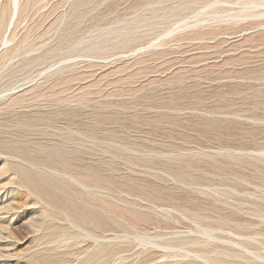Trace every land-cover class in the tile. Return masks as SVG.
I'll return each mask as SVG.
<instances>
[{
	"label": "rangeland",
	"instance_id": "obj_1",
	"mask_svg": "<svg viewBox=\"0 0 264 264\" xmlns=\"http://www.w3.org/2000/svg\"><path fill=\"white\" fill-rule=\"evenodd\" d=\"M12 4L0 264H264V0Z\"/></svg>",
	"mask_w": 264,
	"mask_h": 264
},
{
	"label": "bare ground",
	"instance_id": "obj_2",
	"mask_svg": "<svg viewBox=\"0 0 264 264\" xmlns=\"http://www.w3.org/2000/svg\"><path fill=\"white\" fill-rule=\"evenodd\" d=\"M12 5H13V9H12V10H13V11H12V12H13V14H12V16H13V17H12V22H13L14 19H15V17H16V14H17L18 0H13V4H12ZM10 16H11V15H10ZM7 22H8V21H7ZM12 22H10V23L12 24ZM4 41H5V40H4ZM6 42H7V41H6ZM11 56H12V55H11ZM44 142H45V141H44ZM12 148H13V147H12ZM63 161H64V160H63ZM63 161H62V163H63ZM67 163H68V162H67ZM64 164H65V163H64ZM13 165H14L13 167H15L16 163H14ZM19 167H20V166H19ZM42 167H46V166H42ZM15 169H16V168H15ZM15 169H14V170H15ZM17 170H18V169H16V172H17ZM21 170H22V169H21ZM23 170H24V169H23ZM55 170H56V169H55ZM24 171H25V170H24ZM41 171H42V170H41ZM53 171H54V170H53ZM20 172H22V171H19L18 173L20 174ZM62 172H63V171H62ZM50 173H52V172H50ZM54 173H55V172H54ZM65 173H66V172H65ZM31 174H32V173H31ZM46 174H47V177L51 176V174H50V175H48V173H46ZM56 174H57V173H56ZM67 174H68V173H67ZM20 175H21V174H20ZM32 175H33V174H32ZM35 175H36V174H35ZM38 175H39V174H38ZM22 176H23V174H22ZM52 176H53V175H52ZM61 176H62V174H61ZM69 176H70V175H69ZM31 177H32V180H33V177L36 179V178H37V175H36V176H31ZM40 177H41V176H40ZM24 178H25V177H22V179H24ZM38 178H39V177H38ZM51 178H52V177H51ZM51 178H50V181H51ZM69 178H70V177H69ZM27 179L29 180V177L25 179V182H26ZM41 179H42V178H39L38 180L41 181ZM43 179H45V178H43ZM43 179H42V180H43ZM46 179H47V178H46ZM46 179H45V181H46ZM48 179H49V178H48ZM48 179H47V181L49 182ZM52 179H53V178H52ZM56 179H57V178H56ZM62 179H63V178H62ZM28 180H27V182H28ZM32 180H31V181H32ZM54 180H55V179H54ZM57 180H58V179H57ZM65 180H66V179H65ZM65 180H64V181H65ZM40 181H39V182H40ZM45 181L43 180V182H45ZM47 181H46V182H47ZM27 182H26V183H27ZM36 182H37V181H36ZM39 182H37V183H39ZM46 182H45V183H46ZM48 182H47V184H49ZM57 182H58V181H57ZM62 182H63V181H62ZM30 183H31V182H30ZM32 183H34V182H32ZM41 183H42V182H40V185L38 184L37 187H38V186H41ZM52 183H53V182H52ZM27 184H28V183H27ZM42 184H43V183H42ZM60 184H63V183H60ZM32 185H34V184H32ZM32 185H31V186H32ZM35 185H36V184H35ZM50 185H51V184H50ZM53 185L55 186V183H54ZM57 185H58V184H57ZM57 185H56V186H57ZM29 186H30V185H29ZM51 186H52V185H51ZM51 186H50V187H51ZM58 186H59V185H58ZM61 186H62V185H61ZM61 186H60V187H61ZM32 187H33V186H32ZM34 187L36 188V186H34ZM41 187H43V186H41ZM45 187H46V186H45ZM45 187H44V188H45ZM47 187H48V185H47ZM50 187H49V188H50ZM52 188H53V187H51V189H52ZM61 188H62V187H61ZM45 189H46L47 191H49L47 188H45ZM51 189H50V190H51ZM38 190H39V189H38ZM53 190H54V189H53ZM55 190H56V189H55ZM51 191H52V190H51ZM53 192H54V191H53ZM51 193H52V192H51ZM10 205H11V203H10ZM7 206H8V204H7ZM6 208H8V207H6ZM11 209H12V208H11ZM8 210H10V209H8ZM4 211H5V210H4ZM75 217H76V215H75ZM75 217L73 216V219H74ZM76 218H78V217H76ZM81 218H82V217H80V221L83 219V218H82V219H81ZM78 220H79V219H78ZM84 220H85V218H84L82 221L85 222ZM82 221H81V222H82ZM88 221H89V220H88ZM90 221H92V220H90ZM76 222H77V221H76ZM81 222H80V223H81ZM91 223H92V222H91ZM1 230H3V229H1ZM1 230H0V231H1ZM87 232H88V231H87ZM91 232H92V231H91ZM83 233H84V232H83ZM85 233H86V232H85ZM81 234H82V233H81ZM89 234H90V233H89ZM86 235H87V234H86ZM114 235H115V234H114ZM143 235H144V234H143ZM66 236H67V235H66ZM75 237H76V236H75ZM79 237H80V236H79ZM92 237L94 238L95 236H91V238H92ZM96 237H97V236H96ZM83 238H85V237H83ZM89 238H90V237H89ZM98 238H99V237H98ZM77 239H78V238H76V241H77ZM87 239H88V237H87ZM79 240H80V239H79ZM90 240H91V239H90ZM94 240L96 241L97 239L94 238ZM74 242H75V241H74ZM93 242H94V241H93ZM96 242H97V241H96ZM96 242H95V244H96ZM98 242H99V241H98ZM99 243H101V242H99ZM97 244H98V243H97ZM84 245H85V244H84ZM93 245H94V243H93ZM108 245H109V244H108ZM88 246H89V245H88ZM84 247H85V246H84ZM84 247H82V249H83ZM99 247H100V246H99ZM79 248H80V247H79ZM85 248H87V247H85ZM93 248H95V247H93ZM97 248H98V247H97ZM77 249H78V248H77ZM98 249H99V248H98ZM101 249H102V247H101ZM108 249H109V251H111V250H110V247H109ZM52 250H53V249H51V251H52ZM54 250H55V249H54ZM86 250H87V249H86ZM94 250H95V249H94ZM105 250H106V248H105ZM74 251H76V250H74ZM78 251H79V250H78ZM89 251H90V250H89ZM89 251H88V252H89ZM44 252H45V251H44ZM48 252H50V251H48ZM52 252H54V251H52ZM71 252L73 253V251H71ZM36 253H37V252H36ZM41 253H42V252H41ZM74 253L76 254V252H74ZM201 253H203V252H201ZM201 253H200V254H201ZM59 254H60V253H59ZM62 254H63V253H62ZM80 254H81V253H80ZM84 254H85V253H84ZM108 254H109V252H108V250H107V251L105 252V255H108ZM32 255H33V254H32ZM32 255H31V256H32ZM54 255L56 256L57 254H54ZM54 255H53V257H54ZM69 255H70V254H69ZM71 255H73V254H71ZM76 255H77V254H76ZM78 255H79V254H78ZM81 255H82V254H81ZM154 255H156V253H155ZM51 256H52V255H51ZM62 256H63V255H62ZM62 256H61V257H62ZM87 256H88V255H87ZM101 256H102V255H101ZM108 256H109V255H108ZM198 256H199V254H198ZM205 256H206V255H205ZM205 256L203 255V258H204ZM29 257H30V256H29ZM32 257H34V255H33ZM38 257H39V256H38ZM41 257H43V256H41ZM41 257H39V258H41ZM47 257H48V256H47ZM64 257H66V254H65ZM78 257H79V256H78ZM83 257H84V256H83ZM93 257H94V256H93ZM96 257H97V256H96ZM105 257H106V256H105ZM200 257H201V256H200ZM45 258H46V257H43L42 261H44ZM69 258H70V257H69ZM69 258H67V259H69ZM72 258H73V257H72ZM75 258H76V257H75ZM87 258H88V257H87ZM90 258H91V257H90ZM94 258H95V257H94ZM101 258H102V257H101ZM30 259L32 260V258H30ZM33 259H34V258H33ZM84 259H85V258H84ZM84 259H83V260H84ZM104 259H105V258H104ZM106 259H108V258H106ZM156 259H157V258H156ZM31 260H30V262L32 263L33 260H32V261H31ZM45 260H46V259H45ZM50 260H51V259H50ZM57 260H58V259H56V261H57ZM59 260H61V259H59ZM62 260H63V259H62ZM64 260H65V259H64ZM88 260H89V259H88ZM94 260H96V259H94ZM97 260H99V259H97ZM40 261H41V260H40ZM46 261L48 262V258H47ZM69 261H70V260H69ZM101 261H102V260H101ZM105 261H106V260H105ZM105 261H104V262H105ZM251 261H252V260H251ZM37 262H38V260L36 261V263H37ZM72 262H73V261H72ZM74 262H75V261H74ZM77 262H78V260H77ZM86 262H87V261H86ZM90 262H91V260H90ZM93 262H94V261H93ZM93 262H91V263H93ZM96 262H98V261H96ZM104 262H101V263H104ZM156 262H157V261H156ZM227 262H228V261H227ZM227 262H226V263H227ZM233 262H234V261H233ZM253 262H254V261H253ZM39 263H40V262H39ZM42 263H43V262H42ZM54 263H56V262H53L52 264H54ZM61 263H62V262H61ZM63 263H64V261H63ZM68 263H69V262H68ZM70 263H71V261H70ZM99 263H100V262H99ZM158 263H159V262H158ZM158 263H157V264H158ZM242 263H243V262H242ZM255 263H256V262H255ZM33 264H34V263H33ZM66 264H67V263H66ZM83 264H84V263H83ZM86 264H88V263H86ZM94 264H95V263H94ZM229 264H230V263H229ZM231 264H232V263H231ZM236 264H240V263H236ZM247 264H248V263H247ZM251 264H252V263H251Z\"/></svg>",
	"mask_w": 264,
	"mask_h": 264
}]
</instances>
